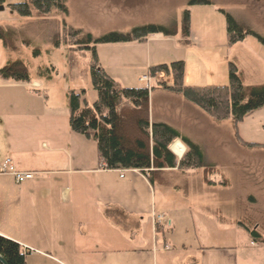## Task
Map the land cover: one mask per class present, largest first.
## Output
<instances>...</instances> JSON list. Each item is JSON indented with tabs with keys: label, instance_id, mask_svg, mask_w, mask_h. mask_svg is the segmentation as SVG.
I'll list each match as a JSON object with an SVG mask.
<instances>
[{
	"label": "crops",
	"instance_id": "obj_1",
	"mask_svg": "<svg viewBox=\"0 0 264 264\" xmlns=\"http://www.w3.org/2000/svg\"><path fill=\"white\" fill-rule=\"evenodd\" d=\"M190 24L188 45L171 38L155 42L169 45L172 57L161 54L154 66L183 61L189 87L228 79V65L234 63L245 85H262L245 82L258 74L264 48L246 45V39L228 47L226 22L215 6L190 8ZM182 47L187 50L180 55ZM150 88L152 123L186 137L201 127L197 110L180 95ZM28 96L22 83L0 77V162L10 160L17 171L34 174L22 184L0 175V237L20 246L26 264H254L257 244L205 243L230 239L234 220L209 207L200 208L197 220L181 215L160 193L156 198L155 187L179 193L188 205L187 187L151 184L139 171L101 167L95 143L70 130L68 106L22 105ZM179 142L170 149L178 161L186 153ZM186 217L190 230L183 224Z\"/></svg>",
	"mask_w": 264,
	"mask_h": 264
},
{
	"label": "rangeland",
	"instance_id": "obj_2",
	"mask_svg": "<svg viewBox=\"0 0 264 264\" xmlns=\"http://www.w3.org/2000/svg\"><path fill=\"white\" fill-rule=\"evenodd\" d=\"M208 1L217 9L230 14L241 25L253 29L264 37V0ZM19 2L20 0H6L4 10L0 11V26L19 34L17 54L4 51L0 41V69L10 58L21 59L28 68L31 80L29 83H22V86L29 96L22 99V105L67 106L66 98L69 91L80 93L84 90V99L89 105L97 99V93L93 90L89 77L92 53L90 49L85 48L91 47L92 44L75 43L76 40L85 36H91L96 40L110 33H128L145 25L172 27L179 24L184 11L189 8L190 0H68L67 15L53 12L48 16H40L33 12L29 18L18 17L6 7L7 4ZM74 30L80 32L76 37H72ZM171 39L173 42H180L181 36ZM161 40L163 37L156 35L148 38L147 41L152 42L149 44L144 42L94 45L98 62L121 87L150 88L151 85L158 86L159 82L167 84L171 82L164 75H156L149 82L143 80L161 54L172 57L169 45L155 44ZM25 42L30 46H26ZM245 44H256L264 48L250 36L246 37ZM182 48V51L179 50L180 55L187 50L185 47ZM259 58L258 74L248 79L246 84H264L262 66L264 55L261 54ZM39 68L54 70L50 72L52 79L39 77L37 75ZM188 69L192 75L195 74L194 68ZM34 82L38 83L37 87H34ZM194 83L197 85L190 86H227L228 79L219 80L215 82L216 84L198 81ZM191 107L197 110L201 118V127L187 136L201 147L206 162L215 168L217 175L212 177L213 181L224 186L216 185L211 188L209 185L208 187L203 185L202 170L185 173L173 171L164 175V180L176 185L180 190L187 187L188 205L184 203L179 193L171 190L166 192L160 187H155L156 198L161 194L181 215L187 217L192 215L196 220L202 216L200 211L202 207L219 209L220 215L236 223L242 221L252 228L255 227L254 230L264 238V146L248 148L238 140L239 136L243 142L264 145V109L254 112L234 126L232 118L218 122L193 105ZM187 217L184 218L183 224L190 230V218ZM228 232L230 239L217 241L208 239L205 243L217 245L215 247L225 245L240 247L246 244L250 246L249 236L236 225L233 228L229 227ZM252 253L254 264H264L263 246L258 245Z\"/></svg>",
	"mask_w": 264,
	"mask_h": 264
},
{
	"label": "trees",
	"instance_id": "obj_3",
	"mask_svg": "<svg viewBox=\"0 0 264 264\" xmlns=\"http://www.w3.org/2000/svg\"><path fill=\"white\" fill-rule=\"evenodd\" d=\"M68 0H20L16 4H7V9L21 18L31 17L33 12L40 16H48L53 12L67 15ZM6 0H0L3 6ZM194 6H214L208 0H190L188 9L182 15L179 24L172 27L162 25H145L134 28L128 33H110L100 39L85 36L75 43H91L92 60L89 67V77L97 99L89 105L84 99L85 91L67 93L68 123L70 130L93 141L101 167L107 170H134L147 177L151 184H166L162 178L165 170L176 169L180 173L191 170H202V182L211 187L224 186L214 182L215 168L206 162L201 147L190 138L182 135L176 129L163 123H152L150 120V91L153 88H123L98 62L94 44L114 43H144L151 36L174 38L181 36L184 45L189 44L191 36L190 8ZM226 22L227 46L243 42L250 36L264 47V37L253 29L241 25L234 17L219 10ZM73 31L72 37L79 35ZM0 41L10 53H18L19 34L0 26ZM26 46H30L25 42ZM54 71V70H53ZM51 68H39L37 75L52 79ZM48 73V74H46ZM164 75L170 79V84L159 82L157 88L180 95L186 102L198 108L208 117L222 122L232 118L234 126L241 123L247 116L264 109V84L248 86L244 84L242 74L234 63L228 65L227 86L188 87L184 85L185 65L183 61L172 62L169 65H159L149 68L148 77ZM0 77L16 83H29L28 68L19 58L9 59L0 69ZM238 135V134H237ZM239 142L250 148L264 145ZM180 141L186 147V153L178 161L171 152V145ZM236 226L243 230L251 242L264 246L263 236L238 221ZM0 256L7 264H26L25 254L20 246L13 241L0 237Z\"/></svg>",
	"mask_w": 264,
	"mask_h": 264
},
{
	"label": "built area",
	"instance_id": "obj_4",
	"mask_svg": "<svg viewBox=\"0 0 264 264\" xmlns=\"http://www.w3.org/2000/svg\"><path fill=\"white\" fill-rule=\"evenodd\" d=\"M150 79H151L150 77L148 79V76L143 77V80L147 82H149ZM0 175H9L13 177V179L17 184H22L26 181L33 179L34 177L33 173L17 171L12 165L10 160H5L3 162H0ZM157 220L158 222H160L161 217H157Z\"/></svg>",
	"mask_w": 264,
	"mask_h": 264
},
{
	"label": "water",
	"instance_id": "obj_5",
	"mask_svg": "<svg viewBox=\"0 0 264 264\" xmlns=\"http://www.w3.org/2000/svg\"><path fill=\"white\" fill-rule=\"evenodd\" d=\"M4 10L3 6H0V11ZM0 264H7L5 260L0 256Z\"/></svg>",
	"mask_w": 264,
	"mask_h": 264
}]
</instances>
